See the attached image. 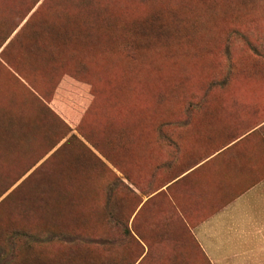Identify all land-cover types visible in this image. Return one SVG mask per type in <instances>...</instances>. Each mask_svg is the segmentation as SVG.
I'll use <instances>...</instances> for the list:
<instances>
[{"label":"rangeland","instance_id":"rangeland-1","mask_svg":"<svg viewBox=\"0 0 264 264\" xmlns=\"http://www.w3.org/2000/svg\"><path fill=\"white\" fill-rule=\"evenodd\" d=\"M263 175L264 0H0V264H210Z\"/></svg>","mask_w":264,"mask_h":264},{"label":"crops","instance_id":"crops-1","mask_svg":"<svg viewBox=\"0 0 264 264\" xmlns=\"http://www.w3.org/2000/svg\"><path fill=\"white\" fill-rule=\"evenodd\" d=\"M200 171L203 183L208 182L212 192V187L221 179L214 181L216 175L210 174L207 178L205 170ZM224 180V183L221 182L225 188L223 197L201 198L203 205L210 202H214L211 207L218 205L245 179ZM234 181L239 183L231 185ZM195 216L200 218L190 226L193 238L210 264H264V175L247 184L217 210L202 211Z\"/></svg>","mask_w":264,"mask_h":264},{"label":"trees","instance_id":"trees-1","mask_svg":"<svg viewBox=\"0 0 264 264\" xmlns=\"http://www.w3.org/2000/svg\"><path fill=\"white\" fill-rule=\"evenodd\" d=\"M65 41H67V36L66 35H61V37L58 39V42L59 44L61 43H65Z\"/></svg>","mask_w":264,"mask_h":264}]
</instances>
